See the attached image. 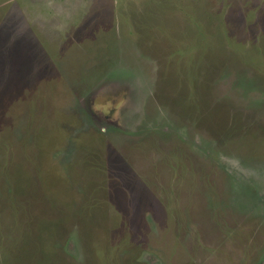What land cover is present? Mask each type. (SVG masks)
I'll use <instances>...</instances> for the list:
<instances>
[{
    "label": "rangeland",
    "instance_id": "obj_1",
    "mask_svg": "<svg viewBox=\"0 0 264 264\" xmlns=\"http://www.w3.org/2000/svg\"><path fill=\"white\" fill-rule=\"evenodd\" d=\"M0 264H264V0H0Z\"/></svg>",
    "mask_w": 264,
    "mask_h": 264
}]
</instances>
